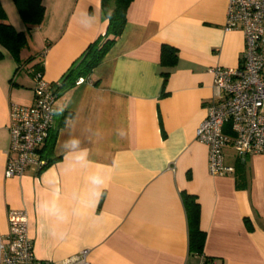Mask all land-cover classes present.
<instances>
[{
  "label": "crops",
  "instance_id": "0c3cea01",
  "mask_svg": "<svg viewBox=\"0 0 264 264\" xmlns=\"http://www.w3.org/2000/svg\"><path fill=\"white\" fill-rule=\"evenodd\" d=\"M0 2L8 22L27 37L18 62L0 45L1 232L7 211L23 209L39 260L61 262L87 249L89 264H200L188 249L186 193L198 205L202 256L216 264H264V153L238 159L227 145L225 162L234 171L212 175L208 147L195 136L219 99L212 68L237 66L244 49L242 30L224 28L227 0H132L101 61L79 76L85 81L64 88H58L64 75L105 34L102 0H42V22L30 31L13 0ZM164 44L176 49L171 67L160 63ZM36 64L57 89L55 113L64 108L50 132L52 161L5 178L9 106L33 104ZM224 132L233 135L229 124ZM73 136L88 150L86 165L63 149ZM239 165L243 186H237ZM93 171L107 177L98 205L84 208L86 216L64 239L52 237L38 202L83 204Z\"/></svg>",
  "mask_w": 264,
  "mask_h": 264
},
{
  "label": "built area",
  "instance_id": "2783aa9c",
  "mask_svg": "<svg viewBox=\"0 0 264 264\" xmlns=\"http://www.w3.org/2000/svg\"><path fill=\"white\" fill-rule=\"evenodd\" d=\"M224 28L242 30L244 49L237 66L212 68L219 99L211 103L196 129V139L208 147V170L212 175L234 171L225 162L227 145L238 159L264 153V0H227ZM33 79V104L9 106L5 178L21 176L30 166L41 169L46 165L40 149L54 126L57 89L45 80L41 70L33 72ZM83 81L84 77H78L76 83ZM226 124L232 136L224 132ZM6 221V232L0 231V264H89L87 249L61 262L37 259L26 211L10 209ZM199 258L204 264L203 256Z\"/></svg>",
  "mask_w": 264,
  "mask_h": 264
},
{
  "label": "trees",
  "instance_id": "16d2710c",
  "mask_svg": "<svg viewBox=\"0 0 264 264\" xmlns=\"http://www.w3.org/2000/svg\"><path fill=\"white\" fill-rule=\"evenodd\" d=\"M132 0H113L112 7H109V0H102V5L106 8V18L108 20L107 29L103 36L97 38L92 42L81 58L68 70L64 75L60 86L73 85L79 76L88 75L91 70L101 61L109 47L114 43L116 38L121 34L124 24L126 11ZM13 3L18 11V14L26 25L27 30L37 27L43 19L44 6L42 0H13ZM27 44V37L23 31L15 29V27L8 22L7 15L0 2V45L3 46L11 55V57L18 62L19 53ZM2 52L0 51V58ZM176 49L169 45H162L160 50V63L162 66L171 67L176 62ZM41 68L36 64L33 72L39 71ZM164 81L168 75L167 72H162ZM54 137V135H53ZM53 137L49 136V143H45L42 150L43 156L47 159L46 165L52 159L47 156L50 153ZM51 140V143H50ZM242 165H239V174L237 175V186L245 184V176L242 171ZM183 202L187 211L188 220V249L189 252L198 256L202 255V248L205 240V233L198 225V205L192 195L183 193ZM204 264H216L213 258L204 257Z\"/></svg>",
  "mask_w": 264,
  "mask_h": 264
},
{
  "label": "clouds",
  "instance_id": "9594fccd",
  "mask_svg": "<svg viewBox=\"0 0 264 264\" xmlns=\"http://www.w3.org/2000/svg\"><path fill=\"white\" fill-rule=\"evenodd\" d=\"M89 21H94V18H89ZM64 111L63 107L57 109L59 114ZM69 123V121H66ZM71 146L70 148L68 146ZM63 149L67 156L73 157V162L76 164L88 163V150L81 147V141L77 137H70L63 144ZM107 177L99 172H90L86 177L87 193L83 196L84 203L81 204V199L77 203L65 207L58 203V198L43 199L38 202V210L41 215L48 221V230L52 237L64 239L68 235L70 225L80 221L86 216L84 208L94 209L102 198L104 187L106 186ZM99 220V218H95Z\"/></svg>",
  "mask_w": 264,
  "mask_h": 264
}]
</instances>
